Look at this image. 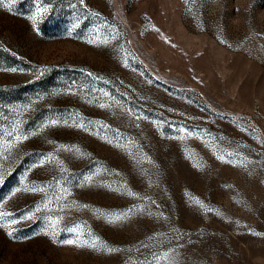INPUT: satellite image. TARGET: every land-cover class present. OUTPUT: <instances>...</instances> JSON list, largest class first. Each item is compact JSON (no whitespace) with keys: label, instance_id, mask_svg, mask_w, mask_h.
<instances>
[{"label":"rangeland","instance_id":"rangeland-1","mask_svg":"<svg viewBox=\"0 0 264 264\" xmlns=\"http://www.w3.org/2000/svg\"><path fill=\"white\" fill-rule=\"evenodd\" d=\"M0 213V264H264V0H0Z\"/></svg>","mask_w":264,"mask_h":264},{"label":"snow or ice","instance_id":"snow-or-ice-1","mask_svg":"<svg viewBox=\"0 0 264 264\" xmlns=\"http://www.w3.org/2000/svg\"><path fill=\"white\" fill-rule=\"evenodd\" d=\"M46 11H47V8H46V7H40V8H38L37 15H40V14L46 12ZM37 15H34V16L32 17V20H33L34 25H35L36 20H37ZM3 215H4L3 213H0V217H2ZM117 219H120V217H117ZM9 234L11 235V233H9ZM66 243H70V244H71V243H74V241H67ZM92 246H93V247L96 246V245H95V242H93Z\"/></svg>","mask_w":264,"mask_h":264}]
</instances>
